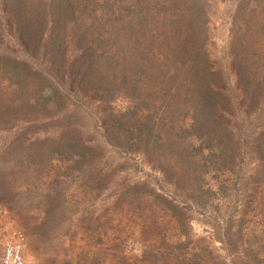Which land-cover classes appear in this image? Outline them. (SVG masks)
Here are the masks:
<instances>
[{
  "label": "rangeland",
  "instance_id": "374dc122",
  "mask_svg": "<svg viewBox=\"0 0 264 264\" xmlns=\"http://www.w3.org/2000/svg\"><path fill=\"white\" fill-rule=\"evenodd\" d=\"M79 9L123 49L115 100L71 45ZM48 10L57 54L52 29L24 36ZM141 21L168 39L139 56ZM173 62L197 66L200 101L187 82L171 97ZM18 71L39 76L28 99L11 96ZM14 231L28 264H264V0H0V264Z\"/></svg>",
  "mask_w": 264,
  "mask_h": 264
},
{
  "label": "trees",
  "instance_id": "16d2710c",
  "mask_svg": "<svg viewBox=\"0 0 264 264\" xmlns=\"http://www.w3.org/2000/svg\"><path fill=\"white\" fill-rule=\"evenodd\" d=\"M172 0H169V3ZM167 5V6H166ZM164 8L167 10L170 9V4L164 5ZM130 10L132 14L138 18V21L141 18V6L139 5L138 2L134 3L131 7ZM85 9H79L77 11H74L72 13V20L74 21V25L71 26V35H73L71 39V45L73 48L76 50V52L79 54L77 55V58L79 56L81 58H87L90 61V69L92 68V72L94 76L92 77L93 80H95V84L101 89L102 94L109 100H115V96L117 95L118 92H120V83L117 78L118 75L121 76L123 74V49L120 48L121 44L117 41L112 40V32L113 29L111 28V25H107L110 27V30H107L105 28L106 25L110 23V19L107 20V18L103 21V24L100 26L96 27V22L95 18L92 17L93 14H86ZM85 13V14H84ZM89 16V17H88ZM91 18V19H90ZM94 18V19H93ZM165 20L161 22L162 25L165 24H170L169 23V15L165 16ZM92 20V21H91ZM181 21V20H180ZM54 22V18L49 12V10L46 13H43L42 16L40 15L31 18L25 27V33L24 36L28 41V45L34 44L35 42H38L42 38H45L44 35L50 32V29L53 30L52 35L57 32L56 27L51 25ZM172 23V22H171ZM138 26H134L130 28V31H132L131 38L129 41L132 42L133 45V51L135 50L136 52H139V56L142 55L141 51L139 50L140 45H146L147 43H152L157 46H163L165 41L168 39L167 37V32L166 30H161L160 28H157L156 31H153V28L150 32H146L145 28L147 27V24L144 21H141L140 23H137ZM133 26V25H131ZM59 32L61 31V27L59 28ZM64 33L66 34V31L69 29V27H65ZM55 34L52 36L50 44L53 45L54 51L56 52L55 54L61 52L64 49V46L66 45L65 42V37H62V40L60 43L57 41L61 35ZM59 36L57 39L56 37ZM188 38V36L185 38V40ZM55 39V40H54ZM67 41V40H66ZM74 42V43H73ZM68 43V41H67ZM49 44V45H50ZM75 46V47H74ZM113 48H117V50H114ZM148 49V48H147ZM175 53V59L180 60V61H185L186 57L181 56V53ZM197 59L199 57V53H196ZM122 61V63H121ZM103 64L105 65V68L108 73H113V75L106 77L105 79H102L100 76L102 74V69H103ZM189 70H184L180 71V69L176 66L175 62L171 63L168 66V73L171 76V83H173V86L170 88V90L173 91V95L171 96L173 99L178 98L180 91L183 87V85L187 82L186 88V100L187 102L191 101L193 98L198 99L200 101V92H199V86L196 89V86L201 84L198 81V78L200 76V71L198 70L197 66L188 64ZM24 71V70H23ZM120 71L119 74H116V72ZM126 72V70L124 69ZM89 74L91 72L88 71ZM91 72V73H92ZM129 74V72H126ZM17 76L15 78H9L11 81V84H15V89L11 92V96L17 97V98H24L28 99L30 98L31 93H29V88L33 84V80L37 78L39 80V76L36 74H31L29 72L21 74L20 71L15 73ZM92 74V75H93ZM97 74V76H96ZM117 75V76H116ZM111 78H114V80H111ZM97 81H100V83H97ZM123 81L125 84H130L132 88L137 91L140 90L139 88L140 85H143V82L141 80L139 81H133L131 76L126 75L123 78ZM122 82V80H121ZM44 83V84H43ZM138 84V86H137ZM46 85V82L40 80V84L37 82L36 86L37 87H42ZM186 85V84H185ZM48 97L46 99H54L56 100L61 99L60 96L58 97V94L55 92L51 93V91H48ZM169 95V94H168ZM146 102V100H144ZM209 105H214L211 101H208ZM127 117V122L129 121L128 116ZM113 119H116L117 124L119 125V128L121 130H127L123 126L125 123L122 122L121 117L117 118L114 117ZM132 128V126H131ZM133 129V128H132ZM134 130V129H133ZM141 137V136H139Z\"/></svg>",
  "mask_w": 264,
  "mask_h": 264
},
{
  "label": "built area",
  "instance_id": "2783aa9c",
  "mask_svg": "<svg viewBox=\"0 0 264 264\" xmlns=\"http://www.w3.org/2000/svg\"><path fill=\"white\" fill-rule=\"evenodd\" d=\"M26 245V235L23 232L14 231L4 244L1 263L28 264L24 256Z\"/></svg>",
  "mask_w": 264,
  "mask_h": 264
}]
</instances>
